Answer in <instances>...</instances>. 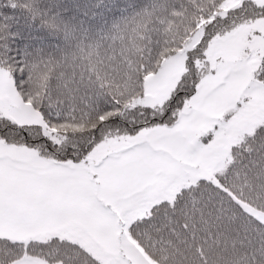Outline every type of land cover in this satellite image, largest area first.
<instances>
[{"label":"snow or ice","instance_id":"1","mask_svg":"<svg viewBox=\"0 0 264 264\" xmlns=\"http://www.w3.org/2000/svg\"><path fill=\"white\" fill-rule=\"evenodd\" d=\"M0 264H264V0H0Z\"/></svg>","mask_w":264,"mask_h":264}]
</instances>
